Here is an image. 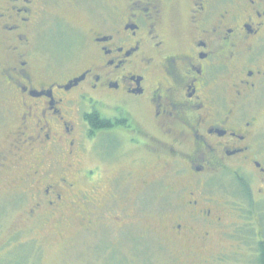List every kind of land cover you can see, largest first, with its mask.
Segmentation results:
<instances>
[{
	"label": "flooded vegetation",
	"instance_id": "af4514ba",
	"mask_svg": "<svg viewBox=\"0 0 264 264\" xmlns=\"http://www.w3.org/2000/svg\"><path fill=\"white\" fill-rule=\"evenodd\" d=\"M47 42L60 57L43 55ZM260 102L264 0H0V217L15 218L5 244L63 227L66 213L92 230L110 204L118 245L138 224L132 250L153 238L161 264L259 261ZM93 114L110 128L92 129ZM91 141L110 161L104 192L79 165Z\"/></svg>",
	"mask_w": 264,
	"mask_h": 264
},
{
	"label": "rangeland",
	"instance_id": "374dc122",
	"mask_svg": "<svg viewBox=\"0 0 264 264\" xmlns=\"http://www.w3.org/2000/svg\"><path fill=\"white\" fill-rule=\"evenodd\" d=\"M69 13L67 12V16ZM67 29V28H65ZM67 30L64 32L65 34ZM68 33H72L69 31ZM52 34L55 31L50 32ZM52 42L46 43L47 53H43L44 56H56L60 57L59 52ZM75 51V49H72ZM58 51V52H57ZM38 55V56H43ZM65 64V60H64ZM256 109L264 110V102H260L256 105ZM101 138V137H100ZM100 138L98 140H100ZM102 139V138H101ZM95 140V141H98ZM95 141L87 145V152L80 158V168L83 169H96L100 178L98 179V191H105L110 189V161H102V158L95 153L96 147L93 146ZM109 147L110 140L108 139ZM107 149V148H106ZM109 150L103 151V158L110 155ZM149 161H146L148 165ZM89 183V182H88ZM88 186V185H87ZM89 190V188H85ZM147 209L154 208L158 204L157 192L147 190L143 194ZM131 197L133 194L131 193ZM7 203V205H9ZM104 208L99 212V216L102 218L99 225L92 230H82L78 227V218H73L70 213H66L63 221L66 225L59 229H54L53 225L35 226L29 234L20 237L17 242H11L9 244L5 240L7 237L4 234L7 233V229L11 227L15 218L11 214L3 212L0 217V264H121V259L126 261V264H161L164 260L159 255L151 254L150 250L155 248L157 243L155 239L148 238L146 240V253L138 255L130 246V239H135L138 242H144L143 231L139 229L138 224H133L124 228L125 239L118 245L120 234L116 230H110V204H98ZM137 206L136 208H138ZM145 207V205H144ZM259 226L258 233L260 237L264 236V204H260ZM133 212V211H132ZM131 212V213H132ZM132 216V214H130ZM136 219V217L134 218ZM79 222V221H78ZM145 234V232H144ZM36 238L40 251L35 247H30L28 240ZM27 241V242H26ZM5 244V245H4ZM118 246L117 251L113 246ZM114 259V261H113ZM236 264H259L255 258L251 259L250 256L237 257ZM233 264V263H230Z\"/></svg>",
	"mask_w": 264,
	"mask_h": 264
},
{
	"label": "trees",
	"instance_id": "16d2710c",
	"mask_svg": "<svg viewBox=\"0 0 264 264\" xmlns=\"http://www.w3.org/2000/svg\"><path fill=\"white\" fill-rule=\"evenodd\" d=\"M86 120L89 122L91 125L92 129L95 130H101V129H108L110 128V123L107 120L100 119L98 115L93 114L92 116H86ZM260 215V213H259ZM260 248V254H259V264H264V244L260 243L259 245Z\"/></svg>",
	"mask_w": 264,
	"mask_h": 264
}]
</instances>
